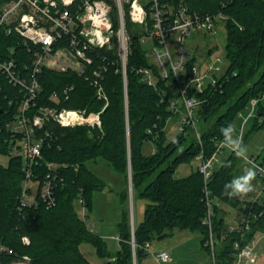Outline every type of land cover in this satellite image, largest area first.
Segmentation results:
<instances>
[{"label":"trees","instance_id":"obj_1","mask_svg":"<svg viewBox=\"0 0 264 264\" xmlns=\"http://www.w3.org/2000/svg\"><path fill=\"white\" fill-rule=\"evenodd\" d=\"M5 1L0 0V8ZM223 2L184 0L191 12L211 14L221 11L227 17L223 24V51L228 61L225 74L214 86L201 91L191 88L189 92L199 101L194 115L199 141L189 126L167 141L166 122L177 115L168 108L171 102L168 84L174 81L157 78L155 88L142 81L138 69L148 68L154 72L155 69L140 41L143 29L127 18L126 87L123 88L119 65L107 66L103 80H100L106 106L104 99L95 95L90 70L79 76L70 71L41 68L34 75L39 84L34 101L36 107L100 112L101 127H61L47 122L42 129L36 130L42 140L37 174L45 176L50 172L55 177V204L52 207L47 208L39 201L35 206L19 208L24 178L22 160L18 155L9 156L7 165H0V247H3L0 264H10L23 256L29 258V264H90L78 250L81 242L91 243L98 255L107 257L104 264H134V260L146 253L145 248L151 241L162 240L172 236L175 230L183 229L199 233L204 247L207 229L201 223L205 211L202 176L197 169L183 178H175L174 173L180 164L191 161L199 153L204 158L210 157L215 143L223 138L221 128L232 124L239 113H244L251 99H258L255 116L250 118L251 127H264V105L261 104L264 95V0H230L226 6ZM112 17L116 18L115 10ZM147 25L151 29L150 20ZM33 52L34 49L25 46L18 35H7L0 29V56L5 60L13 59L15 72L26 82L32 74ZM194 62L192 56L186 69ZM65 89L70 90L64 93ZM53 94L56 96L52 97ZM23 96L20 87L0 73V155H8L15 144L7 125L18 113ZM243 140L244 132L241 145ZM146 142L152 147L148 154L143 152ZM98 157L122 173L127 182L129 169L132 198L136 196L146 201L143 219L131 234L126 212L128 196L126 191L121 195V215L116 226L118 250L114 254L106 251L104 241L86 227L78 213L79 197L83 199L86 211H90L91 193L105 187V183L85 165L88 160L94 161ZM46 163L57 167L48 170ZM238 163L239 157L228 151L209 183L212 196L236 210L240 207V197L229 196L225 185L235 177ZM214 211L213 230L218 238L223 237L216 260L227 262L231 258L225 253L230 251L231 242L237 236L225 233L218 206ZM257 231L264 232V218L253 224L247 237ZM23 237L27 238V243L22 241Z\"/></svg>","mask_w":264,"mask_h":264},{"label":"built area","instance_id":"obj_2","mask_svg":"<svg viewBox=\"0 0 264 264\" xmlns=\"http://www.w3.org/2000/svg\"><path fill=\"white\" fill-rule=\"evenodd\" d=\"M229 2L230 0H224L223 6ZM113 10L116 11V18L112 17ZM125 18L143 29L140 41L149 46L146 55L151 58L155 69L154 72L152 69L142 68L137 73L141 75L142 81L154 88L157 78L173 79L180 103L171 100L168 108L179 117L178 133H183L184 128L189 126L195 138L200 140L194 121L199 101L190 96L189 92L191 88L201 91L216 84L218 78L213 72L220 70L218 63L221 59L216 57L201 65L194 62L187 70L186 63L192 55L183 44L190 34H215L217 27L223 26L227 19L221 11L211 14L191 12L184 0H6L0 8V29L7 35H18L25 46L34 49L32 74L28 82L15 72L13 59L5 60L0 56V73L24 93L18 113L7 125L15 138L8 156L18 155L22 160L24 178L19 208L35 206L39 201L47 208L55 204V177L50 172L45 176L37 174L40 165L37 164L42 158V140L35 133L36 130L42 129L47 122L61 127H101L100 112L36 107L34 101L39 84L34 75L41 68L57 72L70 71L79 76L90 70L95 95L98 99H104L106 106L107 100L102 93L100 80H103L107 66L119 65L123 88L126 87L129 36L125 29ZM147 20L151 21V29H148ZM169 37L171 38L167 41ZM97 60L99 63H95ZM68 90L70 89L63 92L67 93ZM257 103L258 99H251L245 108V115L239 113L237 116L241 122L235 139L239 140L240 145L244 126L255 116ZM230 126L233 127L232 124ZM225 149L235 153L223 136L215 143V150L210 157L204 158L201 153L195 157L200 162L197 170L203 180L205 211L201 223L207 229L204 247L211 256L212 264H250L257 259L258 254L254 251L255 241L252 236L247 237V233L251 232L253 224H258L264 218V167L256 163L254 157H242L254 167L257 184L240 198L235 224L225 228L226 234L237 237L231 242L230 251L225 253L231 260L219 263L216 255L223 246V237L218 238L213 230L214 209L218 206V201L212 196L209 183ZM13 150L16 151L15 155L12 154ZM56 167L55 164L46 163L48 170ZM77 206L79 216L85 219L86 208L81 197L77 199ZM116 239L118 240L117 237ZM22 241L28 242L26 237ZM2 250L3 247H0V251ZM153 259L156 264H164L170 260V256L166 252H159L153 254ZM10 264H29V258L23 256Z\"/></svg>","mask_w":264,"mask_h":264},{"label":"rangeland","instance_id":"obj_3","mask_svg":"<svg viewBox=\"0 0 264 264\" xmlns=\"http://www.w3.org/2000/svg\"><path fill=\"white\" fill-rule=\"evenodd\" d=\"M171 37L167 39L169 41ZM225 43V29L223 26L217 27L215 34H190L187 35L183 47L195 57V62L199 65L206 60L213 61L216 57L221 59L218 63L220 70L213 72L219 78L224 73L228 66V61L224 54ZM145 49L149 46L147 43H142ZM211 50V53H208ZM151 60V58L149 59ZM171 100L179 102L177 96L178 90L175 84L169 83ZM261 104L264 105V95L261 98ZM245 111L243 116L245 115ZM241 119L237 118L232 123V138L236 137V130L240 124ZM179 117L172 116L165 125V133L167 141L175 138L178 133ZM252 120H248L244 126V140L241 145L245 149V156L247 158H256V163L262 164L264 167V127L253 129ZM152 149L149 143L143 145V152L148 154ZM228 152L225 149L221 155L223 157ZM15 155L16 151H12ZM8 155H0V165L6 166L8 162ZM239 169L235 173V177L243 175L245 171L251 168L254 173V167L245 162L242 157L239 158ZM85 165L104 183L105 187L100 191H93L91 193V208L86 211V219H84L86 227L93 233H96L105 243L106 251L114 254L118 250V241L116 237V226L120 220L121 215V195L126 191V212L129 218L130 231L132 227H136L143 219V212L146 201L142 198L134 196L132 198L128 190V182L124 175L116 171L110 164L101 157L93 160H88ZM200 162L194 158L187 163L180 164L175 173V178H183L191 171L196 170ZM130 170L128 169V178ZM129 181V179H128ZM252 186L257 184L256 173L251 180ZM246 193L239 194L242 198ZM219 214L224 219V226L231 227L236 222V209L225 203L218 202ZM79 213V208H78ZM134 229V228H133ZM252 239L255 241L254 251L258 254L257 259L250 264H264V234L260 231L253 233ZM201 235L196 232H191L188 229L175 230L172 236L166 237L162 240H153L145 248L143 254L134 264H156L153 259V254L159 252H166L170 256V264H212L209 252L201 246ZM78 250L83 258L90 264H104L108 259L97 254L96 248L88 242H81L78 245ZM167 264V263H164ZM245 264V263H244Z\"/></svg>","mask_w":264,"mask_h":264},{"label":"clouds","instance_id":"obj_4","mask_svg":"<svg viewBox=\"0 0 264 264\" xmlns=\"http://www.w3.org/2000/svg\"><path fill=\"white\" fill-rule=\"evenodd\" d=\"M232 132L233 129L230 125L221 128V133L224 136V141L235 150V154L237 156L247 159V157L245 156V149L240 146L238 139L232 138ZM254 175V171L249 168L243 175L234 177L228 184L225 185V188L229 189L227 194L229 196H233L250 191L252 188L251 180L253 179Z\"/></svg>","mask_w":264,"mask_h":264},{"label":"water","instance_id":"obj_5","mask_svg":"<svg viewBox=\"0 0 264 264\" xmlns=\"http://www.w3.org/2000/svg\"><path fill=\"white\" fill-rule=\"evenodd\" d=\"M129 181H128V190H129V194L131 195V183H130V176H129ZM131 234H133V227H132V229H131ZM133 258H134V256H133Z\"/></svg>","mask_w":264,"mask_h":264},{"label":"crops","instance_id":"obj_6","mask_svg":"<svg viewBox=\"0 0 264 264\" xmlns=\"http://www.w3.org/2000/svg\"><path fill=\"white\" fill-rule=\"evenodd\" d=\"M133 228H134V227H133ZM115 239H116V237H115ZM116 240H117V239H116ZM162 252H164V251H162ZM169 262H170V260H169L168 262H165V263L170 264Z\"/></svg>","mask_w":264,"mask_h":264},{"label":"bare ground","instance_id":"obj_7","mask_svg":"<svg viewBox=\"0 0 264 264\" xmlns=\"http://www.w3.org/2000/svg\"><path fill=\"white\" fill-rule=\"evenodd\" d=\"M185 130H186V128H185Z\"/></svg>","mask_w":264,"mask_h":264}]
</instances>
